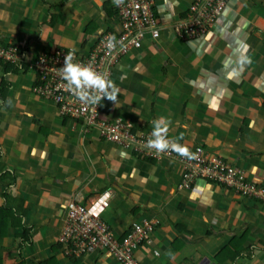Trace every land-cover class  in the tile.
Returning <instances> with one entry per match:
<instances>
[{"label": "crops", "instance_id": "obj_1", "mask_svg": "<svg viewBox=\"0 0 264 264\" xmlns=\"http://www.w3.org/2000/svg\"><path fill=\"white\" fill-rule=\"evenodd\" d=\"M152 1L159 37L147 35L140 50L118 61L112 76L118 104L105 98L100 117L136 131H152L153 120L168 117L170 138L183 132L180 143L242 168L249 182L264 187V0H228L192 40L174 27L195 0ZM111 5L0 0V46L22 55L10 64L19 65L17 72L4 74L0 64V224L7 222L0 264L52 257L56 264H116L107 253L67 259L59 243L67 205L88 206L102 194L110 197L102 220L116 237L142 219L154 224L136 251L142 264H264V199L205 179L180 188L178 159L148 161L105 141L95 125L63 119L54 102L32 94L39 54L86 53L101 32L117 33ZM228 249L238 256L221 261Z\"/></svg>", "mask_w": 264, "mask_h": 264}, {"label": "built area", "instance_id": "obj_2", "mask_svg": "<svg viewBox=\"0 0 264 264\" xmlns=\"http://www.w3.org/2000/svg\"><path fill=\"white\" fill-rule=\"evenodd\" d=\"M227 1L195 0L186 18L180 20L174 27L175 34L186 40L201 37L225 8ZM112 4L119 22L117 33L101 32L98 41L86 53L71 48H56L48 53L42 52L33 65L37 85L33 87L32 94L40 99L54 102L63 119L97 126L100 137L124 150L135 152L142 158L178 159L184 166L180 188L189 189L195 180L205 179L238 196L264 199V187L249 182L242 168L233 166L218 156H210L198 146L191 149L192 152H197L199 149L197 159L183 158L174 152L158 155L154 150L146 147V141L152 131L133 130L122 120L104 121L99 111L105 99L97 107L87 106L81 104L64 89L63 85L66 82L62 79L60 69L67 52L75 50L80 62L91 63L97 70L107 71L112 79L118 61L133 50H140L147 35L150 34L153 40L158 39V21L152 0H123L119 6H116L112 0ZM109 35H114L119 42L113 51L107 47L106 38ZM21 57L18 47L0 46V64H18ZM107 196L105 194L98 197L88 206L82 201L70 202L66 208L59 243L64 247L67 255H75L77 258L106 252L116 264H142L136 257V251L153 233L154 224L142 219L139 223L132 224L125 236L115 237L100 215L104 207H107Z\"/></svg>", "mask_w": 264, "mask_h": 264}, {"label": "clouds", "instance_id": "obj_3", "mask_svg": "<svg viewBox=\"0 0 264 264\" xmlns=\"http://www.w3.org/2000/svg\"><path fill=\"white\" fill-rule=\"evenodd\" d=\"M113 3L116 6H119L123 3V0H113ZM106 41L107 47L110 51L115 50L117 43H119L114 35H109L106 38ZM60 71L62 79L66 82L63 85L64 89L75 97L81 104L97 107L98 105H101V101L105 98L115 104H118L120 89L115 84V81L110 78L109 73L107 71L97 70L91 63L84 64L80 62L76 57L75 50H71L66 53L63 66ZM171 124V119L165 116H160L153 120V130L150 137L146 141V147L149 150H154L158 155L167 152H174L183 158L190 160L197 159L199 149L197 152H192L188 144L180 143V141L184 139L185 134L183 132H181L178 137H169ZM109 199L110 197L107 196V207H104V210L101 211V218L103 213L109 207ZM129 229L123 236L129 232ZM167 254L171 255L170 252Z\"/></svg>", "mask_w": 264, "mask_h": 264}, {"label": "trees", "instance_id": "obj_4", "mask_svg": "<svg viewBox=\"0 0 264 264\" xmlns=\"http://www.w3.org/2000/svg\"><path fill=\"white\" fill-rule=\"evenodd\" d=\"M111 8H112V10L110 11V12H112V14L114 15L115 14V16L117 17V13L115 12V10H114V7H113V4L111 5ZM107 31H110V30H108V29H106V31H104V32H107ZM18 50L20 51L21 49L20 48H18ZM2 68H3V73L4 74H9V73H12V72H17V70H18V67L17 66H13V65H10V64H4L3 66H2ZM133 154H136L135 152H133ZM137 155V154H136ZM148 161L150 160V161H153V160H156V159H154V158H146ZM163 159H165V158H163ZM156 161H159V160H156ZM9 211V210H8ZM12 213V212H11ZM9 214H10V212H9ZM2 222H1V224H0V229H3L4 227L3 226H5L6 225V221H4V220H1ZM20 222H17L16 224H14V225H17L18 224V226L20 227L21 226V224H19ZM23 230L24 231H26V228L25 227H23ZM28 230V229H27ZM27 236V235H26ZM27 238H29L28 236H27ZM61 245V244H60ZM57 247H60V246H57ZM61 247H63V246H61ZM64 248V247H63ZM62 255L65 257V258H67V259H70V260H76V259H81L82 257H85V256H87V255H82L80 258H77L75 255H67L66 253H65V251L64 252H62ZM236 256H238V253L237 252H235V251H231V250H226V254H225V256L222 258V260L221 261H225V260H227V259H231V260H235V258H236ZM227 258V259H226ZM41 264H56V259H54V257H52V258H50V260L49 261H43Z\"/></svg>", "mask_w": 264, "mask_h": 264}, {"label": "rangeland", "instance_id": "obj_5", "mask_svg": "<svg viewBox=\"0 0 264 264\" xmlns=\"http://www.w3.org/2000/svg\"><path fill=\"white\" fill-rule=\"evenodd\" d=\"M39 55H40V54H39ZM163 160H164V159H163ZM163 160H162V161H163Z\"/></svg>", "mask_w": 264, "mask_h": 264}]
</instances>
